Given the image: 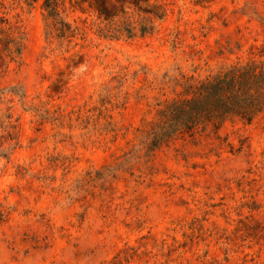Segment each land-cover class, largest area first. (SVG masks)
<instances>
[{
  "label": "rangeland",
  "instance_id": "obj_1",
  "mask_svg": "<svg viewBox=\"0 0 264 264\" xmlns=\"http://www.w3.org/2000/svg\"><path fill=\"white\" fill-rule=\"evenodd\" d=\"M75 1L60 39L1 0L0 264H264V113L145 147L179 74L264 58V0Z\"/></svg>",
  "mask_w": 264,
  "mask_h": 264
},
{
  "label": "trees",
  "instance_id": "obj_2",
  "mask_svg": "<svg viewBox=\"0 0 264 264\" xmlns=\"http://www.w3.org/2000/svg\"><path fill=\"white\" fill-rule=\"evenodd\" d=\"M33 3L37 0H26ZM93 0H76L92 4ZM0 0V5H1ZM47 35L70 39L79 34L62 15L61 0H42ZM6 19L1 18V22ZM151 20L131 22L108 21L101 33L106 36L134 37L152 33ZM262 53V52H261ZM182 93L166 101L157 112V119L148 132L147 153L172 139L195 135H219L228 122L239 120L249 124L264 113V58L250 57L236 62L205 78L179 74L174 78ZM131 157H137L136 152ZM133 158H128L131 161Z\"/></svg>",
  "mask_w": 264,
  "mask_h": 264
}]
</instances>
